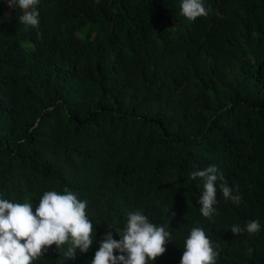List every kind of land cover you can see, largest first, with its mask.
I'll return each mask as SVG.
<instances>
[{"label": "trees", "instance_id": "trees-1", "mask_svg": "<svg viewBox=\"0 0 264 264\" xmlns=\"http://www.w3.org/2000/svg\"><path fill=\"white\" fill-rule=\"evenodd\" d=\"M37 7L32 27L0 0V195L73 191L96 240L140 209L173 235L153 264H178L193 226L216 264H264V0H205L191 21L180 0ZM209 165L241 196L217 188L211 220L189 175ZM251 219L256 233L229 229ZM96 247L68 258L52 245L33 264H90Z\"/></svg>", "mask_w": 264, "mask_h": 264}, {"label": "clouds", "instance_id": "clouds-1", "mask_svg": "<svg viewBox=\"0 0 264 264\" xmlns=\"http://www.w3.org/2000/svg\"><path fill=\"white\" fill-rule=\"evenodd\" d=\"M7 3L22 10L18 16L21 24L38 25L40 0H7ZM180 13L189 21L207 15L205 0H180ZM189 175L192 179H203L202 191L197 197L203 217L211 220L216 213L217 188L225 199L239 204L241 196L233 194L215 165L194 170ZM86 208L87 201L66 188L63 191L45 190L38 201L26 197L23 202H17L0 195V264H33L52 245L55 249L63 246L64 256L73 258L77 251L87 252L94 242L98 247L90 264H153L154 259L165 252V244L173 241L167 224L155 223L140 209L125 213L122 231H115L119 238H114L113 231L109 230L96 240L94 225L101 222L94 224ZM229 229L234 234L241 231L256 233L261 229V223L251 219L243 229L239 224H233ZM217 256V246L205 229L193 226L183 239L178 264H216Z\"/></svg>", "mask_w": 264, "mask_h": 264}]
</instances>
